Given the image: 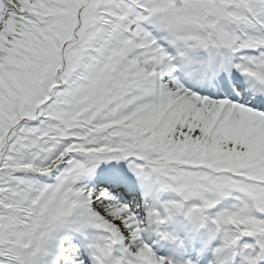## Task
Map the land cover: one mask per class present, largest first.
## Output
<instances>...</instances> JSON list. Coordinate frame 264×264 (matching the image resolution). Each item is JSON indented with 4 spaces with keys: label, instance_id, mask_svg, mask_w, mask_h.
<instances>
[{
    "label": "rangeland",
    "instance_id": "1",
    "mask_svg": "<svg viewBox=\"0 0 264 264\" xmlns=\"http://www.w3.org/2000/svg\"><path fill=\"white\" fill-rule=\"evenodd\" d=\"M82 1L80 0V2ZM91 1L85 0L83 5L79 2L75 6H71L77 8V12L79 11L77 13L76 32L65 43L59 42L60 39L56 40V44H64V46L56 53L48 52L52 54L51 58L55 57V60L52 63L49 62V67H45L43 70V73L48 70V72L52 70L53 73H56L54 78L58 84L51 88L50 94H48L50 88L46 86L43 89V94L44 99L49 101L54 100L53 95L58 96L59 100H57L54 108L65 122L59 120L62 124L57 126V122L39 118L36 122L38 133L36 137L30 138V142L33 145H38L39 148L54 149V156L51 158V166L49 167L54 180L50 184L52 188L49 192L51 195L49 203L43 205L45 213L42 212L44 215L42 219L47 220L46 231L44 230L41 234L42 241L39 246L35 247L28 264H84L85 259L78 243L69 242V233L70 230L75 229L81 235H85L88 242H94L92 241L93 238L81 229L89 219L105 229V231L97 230L96 234L103 232V237L98 239V242L95 240L94 243H97L99 259L105 260L104 262L138 264L139 257L144 254L148 256L147 252H153L151 248L157 247V240L146 239L147 236L154 233L161 235L168 244L164 250L175 253L178 248H183L184 240L180 234L196 233L192 221L198 218L199 212L202 214L205 211L214 213L219 210L220 205L225 206V203L230 204L235 211V214L229 213V219L234 220L237 217V227L242 225L238 229L242 242L237 244V248L243 245L249 249L255 244L264 242V172L262 170L257 171L256 168L252 167V170L256 171L249 172L250 169L247 168L249 164L246 165L245 162L242 167L238 168L242 171V175L235 173V171L229 173L227 172L229 169L214 170L213 173L202 170L200 175L203 176L196 177V179H201L203 182L198 184L196 180L193 181L194 177L190 172L196 170L187 168L184 171H175V173L172 171L162 173L155 163H145L131 156L122 160L114 154L94 155L91 152L94 143L101 140L103 129L109 127V121L113 123L114 116L102 115L101 112L93 111L92 103H90L94 87L92 83L98 80L101 74L100 69L109 65L110 69H113L110 61L115 55L123 53L121 54L122 73L126 89L123 91L125 100L123 97V101H121L120 112L122 114L119 115L123 118L126 115L131 116L134 119L128 122L131 126L135 125L144 131H153V136L156 137L153 139L144 136L146 143L156 141L160 147L166 148V143H163L162 139L164 138L168 143L169 155H173V157L181 155L183 159L193 158V160H189L197 165H199L197 162H201L203 159H213L217 155H221L223 150L234 145H245L249 155L248 162H250L251 157L257 151L264 152V113L249 112L244 106L223 105L219 101L213 103V91H208L204 96V93H201L199 89L190 88L176 77L172 79V75H169L170 83L174 87L169 82L163 83L159 87L155 104L148 103V100L141 97V94L144 89L153 88L152 79L147 80L146 77L150 72L151 75H155L160 66L166 67V62L172 60L170 56L172 51L178 50L181 58L192 53L196 55L195 60L197 55H214L223 51L230 62L233 61V57L236 58L235 62L238 66H235L238 71L250 72V70L245 69L246 66L241 62L242 60H251L250 63H254L253 59L256 58L257 60L259 56H264V5H262V10L256 3H252L249 5L252 11H248V6L244 5L246 3H243V0H225L227 3L231 2L228 8L231 15L241 16L249 20L251 19L249 17H254V21H249L254 28L242 29L235 36H230L226 19L220 23L217 22L213 27L216 40L208 38L207 42L201 43L198 39L183 36L181 32L203 34L200 28L203 25L211 26L215 22L212 13H208L214 12L218 16L220 15V11L215 6L217 5L216 0H164V3H161L163 0H155L163 4V8L168 6V1H171L169 3L174 7L170 18L164 14V16L157 17L156 20H151L152 17H156V14L153 13L156 11L155 8L151 10L145 0H133V2L97 0L94 8L96 13L91 9L89 13H86V10L81 14L86 5L92 4ZM36 5L37 0H0V66L1 70L11 78L14 75L17 78L25 79L20 70L16 69L21 63L15 59L14 63H11V67H8L6 65L8 61L4 59L11 61L14 51L19 52L21 51L20 48L31 51L33 46L31 42L34 40V38L31 40L34 37L32 30L35 29L36 23L32 22L34 25H30L27 20L29 16H26L25 12L31 11ZM123 11L125 12L123 13ZM221 11H227L225 4H222ZM159 12V14L162 13L161 8ZM186 15L188 16L186 20L180 18L186 17ZM179 18L186 22L187 29H185L187 26L180 27ZM73 27L71 24V32ZM207 30L213 32L210 29ZM63 35H66V32ZM203 35L207 36V33ZM91 36H94L95 42H98L94 48L96 52L92 51L91 48L88 50L89 47L86 44L88 40L83 41L85 37ZM121 41L123 42L122 45L125 42V47L121 46ZM102 43L103 45H101ZM176 46L179 48L175 49ZM71 49L72 51L69 52ZM62 51L67 54L61 65L62 61L57 59L55 55ZM97 55H100L101 60L97 58ZM105 61L108 62L101 63ZM199 61L202 62L200 59ZM115 64L119 66V61H116ZM99 65L100 68H98ZM59 68L60 70H58ZM145 69L149 73L147 70L143 72ZM39 70L42 71V69ZM34 72L36 74L34 79L37 81L38 70H34ZM25 74H29L27 68ZM249 75L257 79L253 72H250ZM225 77L226 75L217 73L211 79L210 85H216ZM114 79L115 77L109 76L108 81L111 82ZM189 80L192 81V77H189ZM27 83L29 87L33 86L29 82ZM42 83V81L39 83L40 90L43 88ZM117 90H122V86H118ZM34 92L31 94H36L37 91ZM108 94L105 90H97V94L92 97L97 103L98 110L105 109L104 103ZM39 97L42 98L43 96ZM45 104L46 102L42 101L37 106L40 108ZM83 112L87 114L86 120L89 121L86 125H81ZM99 115L110 116L111 120L105 119L104 122L96 123L95 120ZM147 118L151 120L146 122ZM76 121L80 124H76ZM162 124L165 125L164 128ZM120 125L114 128L125 127ZM52 132L53 134H50ZM159 134L160 136H158ZM41 135H45L47 138L36 139ZM53 137L55 138L54 141L49 142L48 138ZM78 149H84L83 153H78L79 156L75 153ZM66 151L73 152L66 153ZM35 156L41 157L40 154ZM218 159L215 160L218 161ZM109 167L122 170L124 168L134 169L155 175L163 184L164 190L157 189L152 198L155 209L160 213H156V217H153L152 220L158 219L160 215L163 226H160L159 221L156 220L157 223L155 222L154 226L145 228L149 210L143 211V213L145 212L143 217H141L142 212L140 214H137V210L134 212L136 213L134 216L136 225L132 230L140 231L139 234L137 232L139 242L134 241L133 235L130 237V235L121 234L117 226L121 220L119 211L126 212L129 206L125 202L122 203L117 200L104 186L94 183L95 178L99 179L100 173H96L92 169L98 170ZM225 167L228 168L229 166L225 164ZM262 167H264V161H262ZM94 172L96 173L95 178L86 180L85 175ZM84 176L85 178H83ZM40 177H42L39 179L41 182L51 181L47 180V174ZM203 177L206 181L203 180ZM221 178L228 182L224 181V184H219V186H211L212 182H217ZM84 180L94 192L95 200L101 203L100 206L94 207L93 204L91 206L87 203V206L80 208L78 197L82 193L80 186ZM261 192L263 193L262 196ZM187 201L192 202L189 209L184 206L187 205ZM253 204L256 206L254 207ZM111 208H113L112 212H110ZM240 213H244L247 218ZM207 216L210 215L207 214ZM199 218L202 219L201 216ZM211 218L213 219V216ZM42 219L37 223L38 225L44 224ZM218 219L219 216L216 215L214 221ZM66 222L70 223L65 224ZM74 223L76 225L72 227ZM227 229L224 228L220 232L226 245L218 248L213 247L210 252H222L231 256V253L236 250L235 245H230V243L228 245L227 240L234 239ZM92 235L94 236V233ZM108 235L118 240L112 249L107 243ZM187 235L184 236L187 237ZM141 236L144 238L142 239ZM38 240L41 239L38 238ZM216 243L217 245L220 244L219 241ZM179 252L185 253L184 250ZM48 253L52 254V260L44 259L43 255ZM119 256L122 258L120 262L118 261ZM136 257L138 258L136 259ZM154 257H157L158 261L174 264L172 261H168L170 259L165 258V254L155 255L154 253ZM207 262L208 260L206 264ZM139 264L145 263L139 262Z\"/></svg>",
    "mask_w": 264,
    "mask_h": 264
},
{
    "label": "trees",
    "instance_id": "2",
    "mask_svg": "<svg viewBox=\"0 0 264 264\" xmlns=\"http://www.w3.org/2000/svg\"><path fill=\"white\" fill-rule=\"evenodd\" d=\"M84 1L80 3L83 5ZM78 3L79 0H37L36 7L26 13V16H29L27 19L29 24L36 23L35 29L32 30L34 37L31 40L33 38L34 40L31 42L33 45L31 51L20 48L21 51H14L11 61L4 59L8 61L6 63L8 67H11L15 59L21 63H18L16 69L20 70L25 79L14 75L11 78L1 70L0 66V264H28L35 248L37 223L44 218L43 205L49 203L51 198L50 184L54 176L49 167L51 158L54 156V149L39 148L38 145L30 142V138L36 137L38 133L36 122L39 118L57 122V126L62 124L59 120L65 122L55 110L53 101L44 99L43 94L46 86L50 88L48 91L50 94L51 88L57 83L54 78L56 73L52 70L43 73V70L49 67V62L52 63L55 60V57L51 58L50 53H56L64 46L56 44V39L62 37L66 28H69L71 35V24L73 28L77 27L79 11L77 12V8L71 6ZM93 4L92 2L90 6ZM86 10L87 6L81 14ZM66 54L62 51L55 56L62 61ZM26 68L29 74H25ZM39 69L42 71L40 72ZM34 70H38L37 81L34 79L36 76ZM41 81L43 88L40 90ZM27 82L33 86L29 87ZM34 91H37L36 94H31V92L35 93ZM42 101L46 104L39 108L37 105ZM40 122L43 126L42 120ZM114 136L122 139L123 143L127 138L128 141H125V144L130 146L126 147L120 143V140L116 142ZM43 138L47 137L41 135L36 139ZM54 139V137L48 138V141L52 142ZM136 139L138 134L122 136L116 133L111 138L109 148L112 151L130 155L136 149ZM94 147L96 145H93ZM70 152L73 151H66V153ZM83 152L84 149L75 151L77 156ZM36 154H40L41 157L35 156ZM45 174H47V180L51 181L39 180L42 178L40 176ZM42 220L44 223L45 219ZM40 227L41 230L46 228L44 224Z\"/></svg>",
    "mask_w": 264,
    "mask_h": 264
},
{
    "label": "bare ground",
    "instance_id": "3",
    "mask_svg": "<svg viewBox=\"0 0 264 264\" xmlns=\"http://www.w3.org/2000/svg\"><path fill=\"white\" fill-rule=\"evenodd\" d=\"M146 70L147 69H145L143 72H146ZM161 70H162V68L159 67V71H161ZM146 79L147 80L151 79V74L148 75L146 77ZM163 81L165 82V80L162 79L161 77L157 78L156 79L157 86L158 87L162 86V82ZM147 95H148V99H149V96L151 95V92H149V90H148V92H147V90L143 91L142 94H141V97L145 98V96L147 97ZM152 95H153V100H156L157 99V95H158L157 88H155V90L153 91ZM112 169L119 170V171L122 172V174L120 176H118V177H114L113 175H109V177L114 180L113 189L123 199L130 198V199L134 200V198H137L139 196V192L133 193V194L129 193V190L127 189V183L128 182L130 183V188L131 189L132 188H137V187L141 188L144 185V182H146L145 183V188H146V190L148 192H151V187L149 186V184L153 187L152 194L149 193L147 198H146L145 206L147 204H152V205L154 204V202L151 201V200H152L154 194L156 193L157 189L160 190V191L164 190L163 184L161 183L159 178L156 177L155 175L145 174V173H142L141 171H137V170H134V169H126V168H124L126 173H123L124 170L119 169V168H112ZM92 170L100 172L102 174V176H105L109 172L108 169H103V168L102 169H98V170H95V169H92ZM94 175H95V172L94 173H88L85 176L88 177V178H94ZM85 176L83 178H85ZM81 184H82V186H80V189H81L82 193H80V196L78 197V200L80 202V208H83V207L87 206V203L90 204L91 206L93 204L94 207L100 206L99 204H101V203L95 200V198H94L95 194L90 189L91 187L87 186L84 182H82ZM76 191L78 192L77 188H76ZM138 200L141 201V198L138 199ZM191 205H192V202L187 201V205H184V206L188 207V209H189V208H191L190 207ZM225 209H226L227 212L229 211V208H225ZM112 210H113V208L110 209V212H112ZM119 215L121 216V220H120V222L118 223L117 226L120 229V233L123 234V235H130V237L133 235L134 236V241L135 242H139V238L137 236V232L139 234V230L138 231L132 230L134 228V226L136 225V220L134 219L133 215L131 213L125 212V211H119ZM150 217H156V214L155 213H151L148 216V218H150ZM124 218H125V220H124ZM224 218H225V215L223 214V215H221V219L222 220L214 221V222L211 221L210 222L212 227H214V229L216 231L219 230L221 224L223 223ZM67 223H70V222H66L65 224H67ZM158 223L160 225H163L162 221H159ZM74 225H76V224L75 223L72 224V227H74ZM151 225L152 224H150L149 226H151ZM228 225H229V223H228ZM81 229H82V231L86 232L89 236H91L93 238L92 241H94V242H92V243L88 242L86 236L85 235H81L75 229L70 230L69 242H73L76 239L78 241L79 246L82 247L83 250H84V251H82L83 257L84 258L85 257L88 258V257L91 256L92 261L96 262V263H93V262H88L87 261L85 264H110L108 262H104L105 260H103V259H99L100 255H99V252H98V249H97V246H96L97 243L94 244L95 240H97V242H98V239L103 237V232H99L98 235L96 234L97 230L105 231V229L104 228L102 229L100 226L97 225L96 222L92 221L91 219H89L87 222H85L84 225L81 227ZM93 233H94V236L92 235ZM108 236H109L108 243L110 244L109 247L111 249L114 246V243L117 242L118 240L115 237H111L110 235H108ZM151 237L154 239V237L152 235H151ZM158 239L160 240V237H158ZM89 248L92 249V252L86 251V249H89ZM147 253H148V256L144 254L142 257H139L138 261L141 262V263H145V264H163V261H158V258L154 257V253H152V252H147ZM43 257L46 260H52L53 259L52 255L49 254V253L48 254H44ZM137 258L138 257H136V259ZM121 260H122V258L119 256L118 257V261L120 262ZM139 262H138V264H139ZM111 264H118V263L112 262Z\"/></svg>",
    "mask_w": 264,
    "mask_h": 264
}]
</instances>
